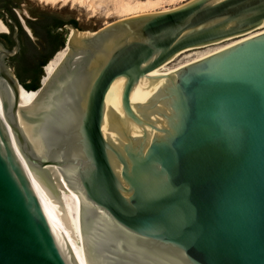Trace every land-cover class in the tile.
<instances>
[{"label":"water","instance_id":"95a60500","mask_svg":"<svg viewBox=\"0 0 264 264\" xmlns=\"http://www.w3.org/2000/svg\"><path fill=\"white\" fill-rule=\"evenodd\" d=\"M3 13L15 46L0 43V264H80L20 155L78 197L86 264H264V0H189L90 35L63 23L74 33L35 111L19 107L6 63L19 25Z\"/></svg>","mask_w":264,"mask_h":264},{"label":"bare ground","instance_id":"6f19581e","mask_svg":"<svg viewBox=\"0 0 264 264\" xmlns=\"http://www.w3.org/2000/svg\"><path fill=\"white\" fill-rule=\"evenodd\" d=\"M42 1H45L49 4V3H57L58 1H61V0H42ZM67 1L68 0H64L65 3ZM74 1H76L80 5H83L86 2H88L89 6L90 7L92 6L90 3L91 0L90 1L89 0H74ZM174 1L175 0H136V1L130 2V1H125V0H120V2L117 5H118V8L122 12H125L126 17H128V16H133V15H137L141 13L153 12L155 11L153 10V8H155L156 6L164 2H168L171 4ZM176 6L178 5H175L173 7H176ZM170 8H166V9L164 8L161 10H167ZM262 29L264 30V28ZM262 29H259L257 31H261ZM7 30H8L7 27L0 21V32H7ZM72 33H74V30L70 28L65 35L66 40L72 35ZM92 33L93 32L80 31L78 29L79 35H90ZM241 38L242 37L227 40L228 42L224 44L210 48L204 52H200L196 56L182 63H179L173 67H168L169 63H171L178 55H180L181 54L180 53L171 62L164 64L161 68L155 69L152 73L153 74L161 73V72L167 73L186 63L200 59L208 54L218 51L238 41ZM67 51H68V47L65 44L64 47L58 50L53 55V57L45 64V66L43 67L44 73L41 78V85L46 83L49 77L53 73H55V71L57 70V67L59 66L61 61L64 59ZM18 88H19V107L26 108L30 111H33V110L35 111V110L45 107V105L42 106V102L39 101L40 99L38 96V90L28 91L20 84ZM144 95H145L144 93L136 92L133 96V99H140ZM20 123L23 129L25 130V132L27 133L28 137L30 138L34 146L36 147V149L39 152H42L43 147L38 142L37 136L35 134L36 126L30 125L24 122L22 119H20ZM15 148L18 154L20 155L16 145H15ZM20 157L25 165L28 175L32 181V184L38 194L41 204L46 207L49 214L53 218L64 242L71 247L79 263L86 264L81 230H80V202H79L78 197L76 196V194H74L70 190L67 182L65 181L60 171L55 170V169L51 170L53 181H54L55 188H56V191H53L30 169V167L28 166V164L22 158L21 155Z\"/></svg>","mask_w":264,"mask_h":264},{"label":"rangeland","instance_id":"374dc122","mask_svg":"<svg viewBox=\"0 0 264 264\" xmlns=\"http://www.w3.org/2000/svg\"><path fill=\"white\" fill-rule=\"evenodd\" d=\"M73 1L74 0H68L65 3L64 0H61L58 1L57 3L48 4L47 2L42 0H11L12 3L17 4V6L13 8V12L16 18L18 19V21L22 24V29L25 35H27V37H29L30 39H34L31 41H34L37 45H40V43L38 40H36V37L32 34V31L27 23V19L29 18H34L39 16H46V17L50 16V17H56L57 19L62 20L65 23L70 19H75L78 23V29L80 31L93 32L109 24L112 21L126 17L125 12H122L118 8L117 4L120 2V0H91V1L89 0L92 5L91 7L89 6L88 2H86L83 5H80L76 1L74 2ZM125 1L133 2L136 0H125ZM186 1L189 0H175L171 4L168 2H164L153 8V10L159 11L164 8L166 9L173 7L175 5L182 4ZM65 32L67 31L57 30L56 32L59 37V40L61 41L63 40L64 42L66 40V36L64 35ZM5 33H9V30H7V32ZM226 42L228 41L225 40L216 44L186 50L182 52L180 55H178L171 63H169L168 67H173L179 63H182L196 56L200 52H204L210 48L216 47ZM27 46L28 49H32L34 47V44H32V42L27 43ZM43 73L44 71L42 68V73L39 79V85L41 84L40 81L43 76Z\"/></svg>","mask_w":264,"mask_h":264},{"label":"flooded vegetation","instance_id":"af4514ba","mask_svg":"<svg viewBox=\"0 0 264 264\" xmlns=\"http://www.w3.org/2000/svg\"><path fill=\"white\" fill-rule=\"evenodd\" d=\"M1 18H4V16ZM11 19L14 20L13 18ZM52 19L53 18L50 16H39L27 19V23L32 31V34L36 37V40L39 41L40 45L31 41L34 39L27 37L22 29V26L18 24L19 32L17 38L19 40V49L14 55L6 58V63L18 79L19 84L22 83V79L28 83L35 78L42 62L55 47L58 38L56 32L59 29L55 28L56 23H54ZM6 25L9 28V33H0V43L4 48L12 50L15 46L14 26L11 23H6ZM3 35L8 36L4 37ZM31 42L34 44V47L32 49H28L27 43Z\"/></svg>","mask_w":264,"mask_h":264},{"label":"trees","instance_id":"16d2710c","mask_svg":"<svg viewBox=\"0 0 264 264\" xmlns=\"http://www.w3.org/2000/svg\"><path fill=\"white\" fill-rule=\"evenodd\" d=\"M17 6L16 3H12L11 0H0V17L4 16L3 11H6L9 15V17L13 18L18 24L19 21L16 18L14 12H13V8H15ZM52 21H54L55 24V28H58L59 26H61L63 23H65L62 20L56 19L55 17H52ZM66 23L71 24L72 26L78 28V23L75 19H70L68 20ZM22 30V29H21ZM23 32V31H22ZM4 37H7L8 35H3ZM62 47H64V41L59 40V37L57 38V43L55 45V47L53 48V50L46 56L45 60L42 62L41 67L39 68L35 78L26 83L24 79H22V86L26 89V90H36L40 85H39V79H40V75L42 73V67L45 66V64L48 62V60H50L53 56V54L61 49Z\"/></svg>","mask_w":264,"mask_h":264},{"label":"built area","instance_id":"2783aa9c","mask_svg":"<svg viewBox=\"0 0 264 264\" xmlns=\"http://www.w3.org/2000/svg\"><path fill=\"white\" fill-rule=\"evenodd\" d=\"M171 62V61H170Z\"/></svg>","mask_w":264,"mask_h":264}]
</instances>
